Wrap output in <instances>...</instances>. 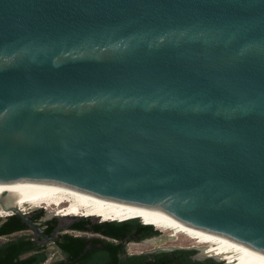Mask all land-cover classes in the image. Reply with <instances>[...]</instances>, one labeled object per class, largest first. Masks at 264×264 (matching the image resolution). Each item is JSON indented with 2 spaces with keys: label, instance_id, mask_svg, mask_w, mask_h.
Segmentation results:
<instances>
[{
  "label": "water",
  "instance_id": "water-1",
  "mask_svg": "<svg viewBox=\"0 0 264 264\" xmlns=\"http://www.w3.org/2000/svg\"><path fill=\"white\" fill-rule=\"evenodd\" d=\"M20 181L264 254V0H0V183ZM2 208L47 242L86 218L47 214V237Z\"/></svg>",
  "mask_w": 264,
  "mask_h": 264
},
{
  "label": "bare ground",
  "instance_id": "bare-ground-1",
  "mask_svg": "<svg viewBox=\"0 0 264 264\" xmlns=\"http://www.w3.org/2000/svg\"><path fill=\"white\" fill-rule=\"evenodd\" d=\"M0 200L20 207L25 213L29 208L45 207L51 211L49 214L93 216L101 221L141 218L142 223L156 226L161 232L167 233L169 238L187 237L203 254L225 259L226 264H264V254L226 238L196 230L137 206L98 198L57 184L28 181L0 183ZM11 214L3 208L0 210V217Z\"/></svg>",
  "mask_w": 264,
  "mask_h": 264
},
{
  "label": "flooded vegetation",
  "instance_id": "flooded-vegetation-1",
  "mask_svg": "<svg viewBox=\"0 0 264 264\" xmlns=\"http://www.w3.org/2000/svg\"><path fill=\"white\" fill-rule=\"evenodd\" d=\"M40 211L41 210L34 209L29 211V213L31 214V219L36 218L37 216L35 222H37L41 227L42 233L47 237H51L54 230L60 224V219H58L56 227L51 230L50 234L46 235L45 231L50 225V220H43L42 216L38 215ZM2 223L3 222L0 221V224ZM87 225H89L88 229L85 228ZM92 225V222H90L89 224H85V227L83 229H75L74 227L72 228L73 225L70 226V229L79 232V234H76L75 236H80L92 240L85 248V252L88 251L90 256V260L87 264H94V262H96V259L98 258L103 260L104 264H109L110 259H116L115 264H156V262H158L157 264H214L212 262H214L213 260L215 259H213L211 256H206L198 247L194 246V248H186L181 245H171L163 247L154 245L153 247L144 249L131 247L132 244H148L151 239L155 240L154 238L161 239V237H163L164 235L160 230L155 228L152 229V232H149L148 229L139 230L138 228L134 227L130 232L126 233L121 238L116 239L114 237L105 236L104 234L96 231V229H92ZM28 231L29 227L17 232H23L22 235H25L28 238L31 237L33 242L35 243L34 248L37 251H29L27 254L42 253L47 255L48 259H46V261L44 262H41L40 264H49L55 262L60 264L69 261V253L62 249L58 241L59 237L66 232H60L53 241L47 242L44 237L39 236L37 238L34 235L33 231L32 233H29ZM88 233H94L97 235L89 236ZM1 237L2 236H0V238ZM97 238H100V240L95 242L94 240ZM110 243H115V245L118 246V249L113 250L110 246ZM50 244H52V248H50ZM161 248L164 250L162 252H158L157 250ZM53 252L57 255L55 256V259H53V261L48 263L47 261L51 258L50 254H52ZM218 263L226 264L224 262Z\"/></svg>",
  "mask_w": 264,
  "mask_h": 264
},
{
  "label": "trees",
  "instance_id": "trees-1",
  "mask_svg": "<svg viewBox=\"0 0 264 264\" xmlns=\"http://www.w3.org/2000/svg\"><path fill=\"white\" fill-rule=\"evenodd\" d=\"M42 210L39 212V216L41 215ZM36 218H32V220L36 221ZM59 218L54 217L50 220V225L48 229L45 231V234H50L51 230L56 227ZM93 223L91 226L92 229H96L99 233L104 234L105 236L114 237L116 239L121 238L126 233L130 232L132 228L136 227L139 230L148 229L149 232H152L154 228L151 225H143L141 224L139 219L128 220L124 222L119 221H105L98 222L92 220L90 218L81 219L73 223L72 228L75 229H83L85 224ZM87 225L85 228L88 229ZM28 226L24 223V221L17 215L13 214L8 216L7 220L0 224V236H10L17 231H21L23 229H27ZM100 238L95 239L94 241H98ZM60 246L64 251L69 253V261L66 263L60 264H87L90 260V256L88 251L85 252V248L88 243L92 240L86 239L84 237L75 236L70 233H65L58 239ZM34 242L31 237H27L25 235H19L17 239H10L8 242L0 245V264H40L41 262L46 261L48 259L47 255L42 253H32L27 254L29 251H37L34 248ZM110 246L113 250L118 249V246L115 243H110ZM214 264H219L215 260H213ZM116 259H110L109 264H115ZM158 262H156L157 264ZM49 264H58L49 263ZM94 264H104L103 260L100 258L96 259Z\"/></svg>",
  "mask_w": 264,
  "mask_h": 264
},
{
  "label": "rangeland",
  "instance_id": "rangeland-1",
  "mask_svg": "<svg viewBox=\"0 0 264 264\" xmlns=\"http://www.w3.org/2000/svg\"><path fill=\"white\" fill-rule=\"evenodd\" d=\"M33 209L34 210H42L41 216H42V219L45 220V221H48V220H51L52 218H54V216L51 217V218H46V215L51 213V211L47 210L46 208H42V207H40V208H36V207L35 208H29L28 212L33 210ZM100 220L101 219H99V218H95V221L101 222ZM61 223L66 224L67 222L63 221ZM28 232L32 233L31 230H29ZM63 232H67V233L74 234V235L79 234V232L73 231L70 228L64 230ZM22 234H23V232H16V233H13L12 235L13 236H17V235H22ZM88 234H89V236L97 235V234H94V233H88ZM162 234L164 235L163 239L162 238L161 239L154 238L155 241H151L150 240L148 244H132L131 247L132 248H139V249L153 247L154 245L161 246V247H163V246H171V245H175V246L181 245V246L186 247V248H194L195 247V245H192L193 244L192 241H189V239L187 237L169 238V235L167 233L162 232ZM1 238H7V236H2ZM49 246H50V248H52V244H50ZM50 255H51V258L47 261L48 263L53 261V259H55V256L57 254L53 252ZM215 261L222 262V260H220L218 258H216Z\"/></svg>",
  "mask_w": 264,
  "mask_h": 264
},
{
  "label": "clouds",
  "instance_id": "clouds-1",
  "mask_svg": "<svg viewBox=\"0 0 264 264\" xmlns=\"http://www.w3.org/2000/svg\"><path fill=\"white\" fill-rule=\"evenodd\" d=\"M45 208V207H44ZM58 216V215H57ZM86 218H87V216H85ZM134 219H139L140 220V222H141V224H143V225H147V224H145V223H142V219L141 218H134ZM129 220H133V219H129ZM101 221V220H100ZM116 221H118V220H116ZM126 221H128V220H126ZM101 222H105V221H101ZM119 222H124V221H119ZM151 225V224H150ZM151 226H153V225H151ZM155 229H157L156 228V226H153ZM67 233V232H66ZM222 262H224V263H226V260L225 259H223L222 260Z\"/></svg>",
  "mask_w": 264,
  "mask_h": 264
}]
</instances>
